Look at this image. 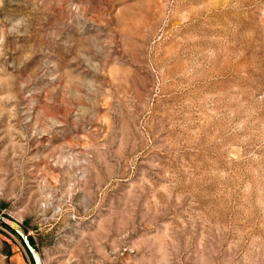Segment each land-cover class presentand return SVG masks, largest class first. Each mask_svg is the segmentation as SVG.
Listing matches in <instances>:
<instances>
[{
    "label": "rangeland",
    "instance_id": "374dc122",
    "mask_svg": "<svg viewBox=\"0 0 264 264\" xmlns=\"http://www.w3.org/2000/svg\"><path fill=\"white\" fill-rule=\"evenodd\" d=\"M0 264H264V0H0Z\"/></svg>",
    "mask_w": 264,
    "mask_h": 264
}]
</instances>
